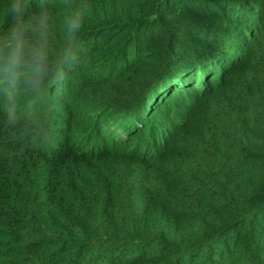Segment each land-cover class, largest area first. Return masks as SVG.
<instances>
[{
	"label": "trees",
	"instance_id": "1",
	"mask_svg": "<svg viewBox=\"0 0 264 264\" xmlns=\"http://www.w3.org/2000/svg\"><path fill=\"white\" fill-rule=\"evenodd\" d=\"M17 45L0 264H264V0H0Z\"/></svg>",
	"mask_w": 264,
	"mask_h": 264
},
{
	"label": "clouds",
	"instance_id": "2",
	"mask_svg": "<svg viewBox=\"0 0 264 264\" xmlns=\"http://www.w3.org/2000/svg\"><path fill=\"white\" fill-rule=\"evenodd\" d=\"M11 27H12V25L10 24L9 28H11ZM20 56H21L20 48H19V45H17L16 49L13 50L9 54V56L7 57L6 65L4 67L0 68V73L3 74V79L0 80V83L7 82L10 86L15 87L18 84L19 78L21 75L25 76L26 81L28 79H31L34 76L39 75L40 70L38 67L29 66L28 72H21L20 69L23 67V63L20 59ZM154 76H155V71L151 72L148 75L149 80L151 78H153ZM33 91H34V89L31 90L30 96L32 95ZM151 98H152V96H151ZM153 99L154 100L156 99V95H154ZM30 100H31L33 106L36 105L35 98H33V99L31 98ZM45 108L48 109L47 106H45ZM116 109H117V106H115L113 108L111 107L106 113H102L101 110H99L97 107H94V111H93V113L90 114L91 116H90L89 120L87 121V123L90 122V119L92 117L94 119L99 114L108 115L107 119H109L112 115L116 116L118 114ZM51 112L55 113V111L52 109H51ZM143 113H146V110ZM114 123L116 125L118 124L116 120H114ZM127 123H131V125L124 127L123 130H120V129L114 130V132L112 134L118 143L124 144V145L128 144L130 147H134V141H133V138L131 136V131L136 132V130H135L136 129V123L134 121H130V122L126 121V122H124V125H126ZM159 147H160V145L158 143H153L151 146H146V147H144L143 145L140 144L138 147L135 148V151L139 154L141 151V155H144L149 151L148 148H152V150H153V149H157ZM148 156L149 155L146 154L147 158H148Z\"/></svg>",
	"mask_w": 264,
	"mask_h": 264
},
{
	"label": "rangeland",
	"instance_id": "3",
	"mask_svg": "<svg viewBox=\"0 0 264 264\" xmlns=\"http://www.w3.org/2000/svg\"><path fill=\"white\" fill-rule=\"evenodd\" d=\"M4 83H0V85H3ZM77 114V113H76ZM77 115H82V111H79Z\"/></svg>",
	"mask_w": 264,
	"mask_h": 264
}]
</instances>
